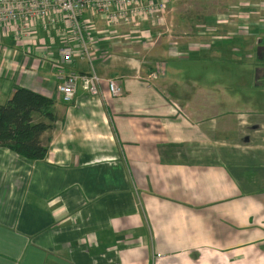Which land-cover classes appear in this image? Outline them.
<instances>
[{"label": "crops", "instance_id": "0c3cea01", "mask_svg": "<svg viewBox=\"0 0 264 264\" xmlns=\"http://www.w3.org/2000/svg\"><path fill=\"white\" fill-rule=\"evenodd\" d=\"M198 3L232 10L216 42L247 9L264 7ZM62 22L50 34L34 22L28 50L0 28V103L23 86L54 98L58 115L45 159L0 147V264H264V105L243 108L223 93L219 67L155 60L146 72L133 61L142 43L101 18L86 51ZM68 39L76 56L66 72L93 66L122 93L80 87L73 102L59 99L55 63ZM188 39L170 56L196 59L211 46ZM92 55H103L96 67Z\"/></svg>", "mask_w": 264, "mask_h": 264}, {"label": "rangeland", "instance_id": "374dc122", "mask_svg": "<svg viewBox=\"0 0 264 264\" xmlns=\"http://www.w3.org/2000/svg\"><path fill=\"white\" fill-rule=\"evenodd\" d=\"M195 1L201 2V0H177L175 5L170 6V10L168 8L165 14L146 18L143 26H140L141 23L135 26V29L141 30L139 32L142 33H137L131 27H112L109 29L117 32L131 31L128 40L132 38L136 42L142 43L141 48L144 53L138 51L137 55H133V61H140L146 72L151 68L149 66H152L150 63L155 60L162 61L160 63L166 62L170 67H184L186 68L185 71L193 65L204 66V68L208 66L211 69H213L212 67H219L221 71L214 73L220 75L219 81L225 85L223 93L239 95L243 108L251 107L253 110L257 107V103L264 105V7H260L256 11L247 9L244 15L234 19L232 36H229L227 40L222 41L221 39L216 42L213 38L216 36L215 34L222 35L227 30L225 21H229V16H225L223 13L226 14L232 10L229 12H226L224 8L202 10L201 3L195 5ZM255 3L261 4L262 2ZM221 11L225 12L221 13ZM2 18L4 19V17ZM252 21L257 24L252 26ZM4 24L6 26L5 31L14 29L15 24L9 22ZM64 29L71 36L68 28L64 26ZM25 34V32L22 33L20 41L24 39ZM191 34L194 37H191ZM109 35L112 36L113 34ZM132 35L133 37H131ZM188 38H195L194 40L197 42L211 43V46L202 48L196 59H192V54L189 60H186L185 54L179 57L170 56L172 55L170 49L176 45L183 48L185 42L190 40ZM71 41L68 39L65 44L71 43ZM92 45L93 43L90 42V46ZM102 51L106 56L110 51L112 52L111 49L104 48ZM98 58L102 59L103 55H92L93 63L96 61L95 67ZM159 65L163 67V64ZM160 71L157 78L151 77L152 80L161 77ZM212 73L211 70L209 75ZM208 82L213 84L215 81L209 80ZM210 90L212 92L213 88ZM257 116L264 117V113H259Z\"/></svg>", "mask_w": 264, "mask_h": 264}, {"label": "built area", "instance_id": "2783aa9c", "mask_svg": "<svg viewBox=\"0 0 264 264\" xmlns=\"http://www.w3.org/2000/svg\"><path fill=\"white\" fill-rule=\"evenodd\" d=\"M176 0H0V26L4 33L14 31L20 41L31 33L30 25L41 20L44 28L51 30L54 24L62 22L68 28L73 40L81 43L86 51L93 40L96 19L101 18L112 27L138 26L151 16H160L167 12L170 4ZM3 11V12H2ZM2 12V13H1ZM88 13L89 15H85ZM4 17V19L2 18ZM61 20V21H59ZM15 24L13 30H7L5 24ZM24 31V32H23ZM92 31V35H91ZM63 61L70 62L76 56L72 44H64L60 49ZM160 69L151 75L159 76ZM161 74V71H160ZM107 86L111 95L122 93V87L113 79L101 77L93 68L86 73L58 74V98L71 103L80 87L93 96L104 93Z\"/></svg>", "mask_w": 264, "mask_h": 264}, {"label": "trees", "instance_id": "16d2710c", "mask_svg": "<svg viewBox=\"0 0 264 264\" xmlns=\"http://www.w3.org/2000/svg\"><path fill=\"white\" fill-rule=\"evenodd\" d=\"M176 1L169 7L174 5ZM85 15L89 14L86 13ZM38 23L44 32L50 34L48 29L44 28L45 22L38 20ZM32 26L30 25L29 28ZM5 36L16 40L19 47L25 45L28 50L29 44L24 42L27 37L18 41L14 31L7 32ZM59 55L61 63L56 64L55 69L57 73L68 74L64 66L72 63L75 56L70 62H67L62 61L60 50ZM54 104V98L30 88L18 86L4 103H0V147L7 148L30 160L45 159L49 153L50 142L53 138L52 132L58 120Z\"/></svg>", "mask_w": 264, "mask_h": 264}]
</instances>
